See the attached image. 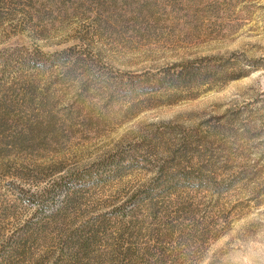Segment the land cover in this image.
Instances as JSON below:
<instances>
[{"label": "rangeland", "instance_id": "obj_1", "mask_svg": "<svg viewBox=\"0 0 264 264\" xmlns=\"http://www.w3.org/2000/svg\"><path fill=\"white\" fill-rule=\"evenodd\" d=\"M3 243L264 264V0H0Z\"/></svg>", "mask_w": 264, "mask_h": 264}, {"label": "trees", "instance_id": "obj_2", "mask_svg": "<svg viewBox=\"0 0 264 264\" xmlns=\"http://www.w3.org/2000/svg\"><path fill=\"white\" fill-rule=\"evenodd\" d=\"M193 72L194 73L199 72V66L191 65L187 69H184V68L178 69L176 71L170 72L169 76L170 78H172L173 82L185 83L189 81V79L193 78ZM51 191H52L51 188H49V192ZM71 239H73V236H71ZM6 243H8V241ZM80 243H83V242H80ZM65 245L69 246L67 243ZM15 251L17 250L11 249L8 245H5V243H3L2 246L0 247V264H3L4 262H6L10 258L12 253Z\"/></svg>", "mask_w": 264, "mask_h": 264}]
</instances>
